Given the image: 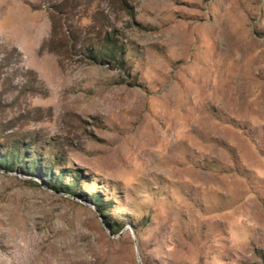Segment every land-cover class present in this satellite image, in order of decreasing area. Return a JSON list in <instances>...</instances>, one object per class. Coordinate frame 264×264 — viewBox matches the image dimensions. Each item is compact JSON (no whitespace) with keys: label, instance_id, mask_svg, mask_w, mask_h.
Listing matches in <instances>:
<instances>
[{"label":"rangeland","instance_id":"1","mask_svg":"<svg viewBox=\"0 0 264 264\" xmlns=\"http://www.w3.org/2000/svg\"><path fill=\"white\" fill-rule=\"evenodd\" d=\"M2 137L81 194L0 167V264H264V0H0Z\"/></svg>","mask_w":264,"mask_h":264},{"label":"trees","instance_id":"2","mask_svg":"<svg viewBox=\"0 0 264 264\" xmlns=\"http://www.w3.org/2000/svg\"><path fill=\"white\" fill-rule=\"evenodd\" d=\"M62 4V3H60ZM61 13L62 6H56ZM129 16L133 13L128 12ZM72 32V31H71ZM78 36L72 32L69 38L73 41ZM88 41H77L76 45L83 44L82 49L89 53L94 61L111 63L113 65H124L125 47L120 43L115 33H106L103 43L94 44ZM35 141L25 143L23 139L9 141L8 138H0V167L8 170L20 168L22 172L40 177L46 184L51 187L62 190L72 195H79L81 187L80 174L75 173L73 181H67L68 171L63 168L62 159L59 155H53L51 150H45L43 146H35ZM48 153V157L45 156ZM93 203L99 208L105 218L108 217L107 204L99 196ZM112 228L117 226L113 221L109 224Z\"/></svg>","mask_w":264,"mask_h":264}]
</instances>
